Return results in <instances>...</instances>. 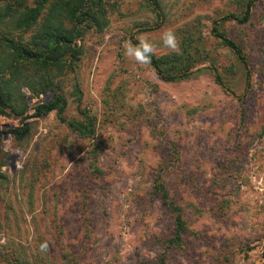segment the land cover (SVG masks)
Segmentation results:
<instances>
[{"label": "rangeland", "instance_id": "obj_1", "mask_svg": "<svg viewBox=\"0 0 264 264\" xmlns=\"http://www.w3.org/2000/svg\"><path fill=\"white\" fill-rule=\"evenodd\" d=\"M56 1L28 26L0 20L1 38L32 50L43 31L80 32L61 66L0 79V264H264V0L246 23L229 16L247 0H83L77 19L50 18ZM133 34L165 74L193 73L163 80L126 57ZM56 94L92 136L34 115Z\"/></svg>", "mask_w": 264, "mask_h": 264}, {"label": "trees", "instance_id": "obj_2", "mask_svg": "<svg viewBox=\"0 0 264 264\" xmlns=\"http://www.w3.org/2000/svg\"><path fill=\"white\" fill-rule=\"evenodd\" d=\"M29 0H0V20L12 19L13 17H18L19 21L17 26L23 27L28 26L32 23L39 15L41 5L48 0H35V5L31 6L28 12L23 11L21 8L25 6V3ZM158 11V6L154 0H148ZM257 0H247L242 16H235L234 14L229 16L231 19H237L241 23H246L249 21L252 13V9ZM83 0H77L73 6H70L68 0H57L54 4V8L51 10L50 18L56 16V10L58 7H63L67 12L63 10L60 14L65 15L67 19H73L74 16L77 19L78 5H83ZM23 13L21 17L20 14ZM160 15V12H158ZM57 17V16H56ZM50 20V19H49ZM49 24L48 27H51ZM78 28V27H77ZM79 29V28H78ZM43 31L39 36L38 43L42 46L37 50H32L30 46L20 45L16 43L15 40L10 39L7 35L0 37V79L4 78L8 71H17L22 66L32 67L36 71L45 70L50 72V68L59 67L63 64L64 55L69 49H71L72 42L77 34H74L77 30H71L66 27L51 28V32ZM215 35L220 38L226 45L234 50L237 57L246 65V58L239 47V45L233 41L231 38L227 37L224 33L217 31L216 26L213 28ZM49 32V33H48ZM36 38V35H35ZM133 43H137L134 34L132 35ZM45 47V49L43 48ZM152 67L156 70L159 77L163 80H178L185 78L189 74L188 72L178 73V74H165L163 68L160 65L159 59L154 55L151 62ZM220 81V79H219ZM49 88L52 89V84L46 82L43 91H47ZM5 98L0 88V108L5 106ZM66 106L65 98L62 95L56 94L54 98L39 103L35 106V116H39L44 112H51L56 110L58 117L62 122H66L68 126L84 136H92L94 134V126L83 123L82 121L67 120L64 115V109ZM3 111V109H2ZM23 113V112H22ZM21 113V114H22ZM30 129L28 124L23 128H17L13 131L17 138H23L28 135ZM3 131L0 128V138Z\"/></svg>", "mask_w": 264, "mask_h": 264}, {"label": "clouds", "instance_id": "obj_3", "mask_svg": "<svg viewBox=\"0 0 264 264\" xmlns=\"http://www.w3.org/2000/svg\"><path fill=\"white\" fill-rule=\"evenodd\" d=\"M136 40L137 43L135 44L131 41L124 44V55L141 66L151 64L152 58L156 54V47L145 37L137 36ZM161 42L163 47L173 53L180 54V41L174 30H165L162 33ZM48 247V242L45 240L39 244V251L44 253L48 250Z\"/></svg>", "mask_w": 264, "mask_h": 264}, {"label": "water", "instance_id": "obj_4", "mask_svg": "<svg viewBox=\"0 0 264 264\" xmlns=\"http://www.w3.org/2000/svg\"><path fill=\"white\" fill-rule=\"evenodd\" d=\"M230 93H231V94H233V92H232V91H230Z\"/></svg>", "mask_w": 264, "mask_h": 264}]
</instances>
